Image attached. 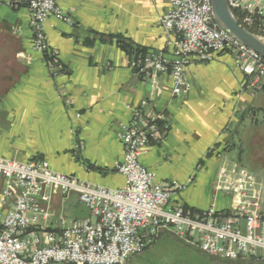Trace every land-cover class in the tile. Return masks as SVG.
Masks as SVG:
<instances>
[{"label":"crops","instance_id":"1","mask_svg":"<svg viewBox=\"0 0 264 264\" xmlns=\"http://www.w3.org/2000/svg\"><path fill=\"white\" fill-rule=\"evenodd\" d=\"M70 22L53 15L45 34L56 64L32 48L29 11L0 0V157L46 160L49 167L85 182L121 187L120 133L163 115L166 131L139 160L166 184L185 185L167 206L195 211L231 208V194L215 189L220 170L244 167L264 186V86H251L228 53L185 67L189 87L172 94L169 73L138 74L134 50L171 58L169 35L159 17L168 0H56ZM0 176V197L4 189ZM0 203V218L13 206ZM46 222L31 229L57 230L60 217L89 216L77 194L48 200Z\"/></svg>","mask_w":264,"mask_h":264},{"label":"built area","instance_id":"2","mask_svg":"<svg viewBox=\"0 0 264 264\" xmlns=\"http://www.w3.org/2000/svg\"><path fill=\"white\" fill-rule=\"evenodd\" d=\"M159 17L169 35L171 58L147 52L131 58L138 74L169 73L172 94L187 91L185 67L194 60L205 62L221 53L232 57L234 67L249 78L251 86H264V58L225 29L212 15V0H168ZM240 12L241 24L264 33V0H227ZM9 7L29 11L32 48L41 54L54 52L47 44L45 23L50 15L70 22L56 0H3ZM256 35V34H255ZM264 40V35H257ZM55 65L54 60L49 61ZM158 114L143 127L125 126L121 133L123 158L116 164L124 177L121 187L95 185L75 176L53 171L46 160L19 161L0 157L4 189L0 203L13 195V206L0 218V264H121L141 253L162 230H170L202 252L227 259L257 255L264 260V186L244 167L233 176L220 170L215 189L231 194L228 210L209 206L190 212L182 206L168 207L174 192L185 185L166 184L141 164L139 157L151 140L158 138ZM166 126V124H165ZM74 192L89 216L60 217L57 230L31 229L37 219L47 221L50 212L38 199Z\"/></svg>","mask_w":264,"mask_h":264},{"label":"rangeland","instance_id":"3","mask_svg":"<svg viewBox=\"0 0 264 264\" xmlns=\"http://www.w3.org/2000/svg\"><path fill=\"white\" fill-rule=\"evenodd\" d=\"M162 235L167 238L168 242L166 243H170L169 246L165 243L166 245L155 247L154 244L156 240ZM178 246H185L190 250H199V252L204 256V258L206 260H209L212 264H259L257 262L253 263L249 261L248 257L227 259L208 255L202 252L198 247L193 245V243L184 240L183 238L179 237L170 230H162L159 235L155 237V239H152L150 243L147 244L145 250H143L139 254L131 255L121 264H178L179 257H182V254L178 253Z\"/></svg>","mask_w":264,"mask_h":264},{"label":"water","instance_id":"4","mask_svg":"<svg viewBox=\"0 0 264 264\" xmlns=\"http://www.w3.org/2000/svg\"><path fill=\"white\" fill-rule=\"evenodd\" d=\"M211 9L213 18L221 28L264 58V40L247 30L238 21L227 0H212Z\"/></svg>","mask_w":264,"mask_h":264},{"label":"trees","instance_id":"5","mask_svg":"<svg viewBox=\"0 0 264 264\" xmlns=\"http://www.w3.org/2000/svg\"><path fill=\"white\" fill-rule=\"evenodd\" d=\"M232 11H233V14L235 15V17L241 23L240 12L238 10H235V9H233ZM246 29L249 30L250 32H252L253 34L264 35V33L261 34L255 28L246 26ZM130 53H131V58H133L134 56H137V55L145 54V52L143 50H138V49L134 50L133 53H132V51H130ZM43 55L47 59L48 62L54 60V55L53 54H52V56H50L47 52H45ZM157 124H158V128H159L158 129V138H157V140H158L159 138L162 137V135L166 131L167 127L165 126V122L164 121L158 120ZM184 209L188 210L190 212H197V211L192 210V209H186V208H184ZM166 242H168L167 238L164 235H162L160 238H158L156 240L154 245H155V247L163 246V245H166V244L169 246L170 243H166ZM178 247H179L178 253L182 254V257H179V261H178L179 263L178 264H212L209 260H206L204 258V256L199 252V250H197V249L190 250V249H188L185 246L184 247L178 246ZM145 249L146 248H144V250ZM245 257H248V260L253 262V263L257 262L259 264H264V260H261L260 258H258L257 255H247Z\"/></svg>","mask_w":264,"mask_h":264}]
</instances>
